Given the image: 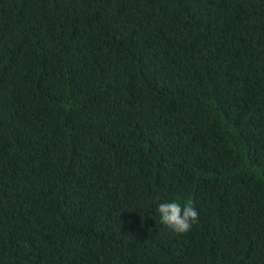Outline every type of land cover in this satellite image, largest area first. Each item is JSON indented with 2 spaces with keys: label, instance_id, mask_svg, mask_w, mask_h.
<instances>
[{
  "label": "trees",
  "instance_id": "16d2710c",
  "mask_svg": "<svg viewBox=\"0 0 264 264\" xmlns=\"http://www.w3.org/2000/svg\"><path fill=\"white\" fill-rule=\"evenodd\" d=\"M0 264H264V0H0Z\"/></svg>",
  "mask_w": 264,
  "mask_h": 264
},
{
  "label": "clouds",
  "instance_id": "9594fccd",
  "mask_svg": "<svg viewBox=\"0 0 264 264\" xmlns=\"http://www.w3.org/2000/svg\"><path fill=\"white\" fill-rule=\"evenodd\" d=\"M157 212L161 222L177 234L189 232L199 218V213L193 205L181 206L176 201L160 203Z\"/></svg>",
  "mask_w": 264,
  "mask_h": 264
}]
</instances>
